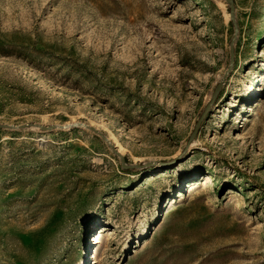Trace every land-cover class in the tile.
<instances>
[{
    "label": "rangeland",
    "instance_id": "1",
    "mask_svg": "<svg viewBox=\"0 0 264 264\" xmlns=\"http://www.w3.org/2000/svg\"><path fill=\"white\" fill-rule=\"evenodd\" d=\"M0 264H264V0H0Z\"/></svg>",
    "mask_w": 264,
    "mask_h": 264
},
{
    "label": "bare ground",
    "instance_id": "2",
    "mask_svg": "<svg viewBox=\"0 0 264 264\" xmlns=\"http://www.w3.org/2000/svg\"><path fill=\"white\" fill-rule=\"evenodd\" d=\"M261 93V90L259 89L258 91H257V94L259 95ZM206 179H209V176L208 177H205ZM190 186H191V184H190ZM101 234H99V237L98 238H96V240L93 242V244L94 245H97V244H100L101 243V241H100V239H101Z\"/></svg>",
    "mask_w": 264,
    "mask_h": 264
}]
</instances>
